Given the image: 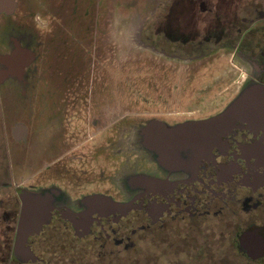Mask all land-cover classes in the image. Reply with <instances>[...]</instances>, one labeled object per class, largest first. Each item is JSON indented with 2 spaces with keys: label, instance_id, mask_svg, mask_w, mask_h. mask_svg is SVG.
<instances>
[{
  "label": "flooded vegetation",
  "instance_id": "flooded-vegetation-1",
  "mask_svg": "<svg viewBox=\"0 0 264 264\" xmlns=\"http://www.w3.org/2000/svg\"><path fill=\"white\" fill-rule=\"evenodd\" d=\"M8 2L10 0H2L0 8ZM190 2L200 8L198 22L194 25L195 36L191 38L185 30L182 39H177L170 35L175 33L174 29H161L163 22H171L170 27L173 26L174 10L170 9L173 2L169 0L166 13L157 16L153 24L140 34L141 58L147 61L149 57L144 54L150 55L154 70L152 56L179 62L205 61L217 49L231 48L249 67L243 75V87L264 86V0H230L231 21L226 26L216 3L211 5L206 0ZM148 29L151 30L149 37ZM76 43L78 46L65 48L60 55L63 76L61 87L55 94L58 103L56 129L59 139L69 141L67 150L79 149L98 138L101 142L97 150L108 151L114 159H126L111 182L112 187L122 193L123 200L113 201L99 195V201L94 195L84 204L83 200L70 201L65 196L64 200L62 197L54 203L52 196H45L40 205L44 212L48 211L50 219L37 235L29 239L27 246L34 254L36 239L55 224L70 232L73 238L84 240L98 238L107 234V230L114 235V227L133 213L145 215L151 226L167 220L205 218L211 212L215 211V215L221 212L216 201L224 197L222 193L235 191L231 186L248 191L240 202L241 211L248 213L262 204L264 185L259 183L260 179H254V184L248 183V188L243 182L259 176L251 173V165L256 164L257 157L244 152L243 147L260 140L262 133L255 135L242 123H237L224 135L220 127H205L223 111L219 92L214 90L209 95L196 90L184 102L190 83L186 82L184 89L175 93L172 84L175 73L143 72L148 66L143 64L142 73H127L125 77L122 74L123 77L115 78L110 73L112 66L107 43ZM17 47L13 41L11 58L22 53ZM66 50L75 51L77 55L76 63L74 60L70 66L74 73L69 78V73L65 72ZM205 74L202 70L193 80L197 83ZM110 75L114 79L112 83ZM205 80L199 83L200 87ZM126 81L129 88H125ZM133 82L141 86L135 87L134 83L131 87ZM192 106L196 111H190ZM143 143L155 146L152 157H145ZM258 157L263 156L259 154ZM123 177L126 178L122 180ZM20 193L24 192H16L17 201ZM12 215L13 212L9 211L0 215V223L3 218H7L3 222L8 224L9 221L6 230L10 233L15 231L10 224ZM235 236L238 253L253 260L264 257V222L240 228Z\"/></svg>",
  "mask_w": 264,
  "mask_h": 264
},
{
  "label": "rangeland",
  "instance_id": "rangeland-1",
  "mask_svg": "<svg viewBox=\"0 0 264 264\" xmlns=\"http://www.w3.org/2000/svg\"><path fill=\"white\" fill-rule=\"evenodd\" d=\"M16 1L18 6L15 13L12 14L13 16L9 18L0 17V47L3 46V49L0 48V53L8 52L6 51L8 46L4 42L5 37H15L21 46L24 45V42L28 41V36L35 34L38 26L47 21L44 16L45 12L53 11L58 2L62 3V7L67 12L73 10L79 23L84 22V24L93 27L96 21L101 19L100 16L110 6L112 0ZM116 2L122 5L120 9H126L127 6L131 5L130 3H133L138 9L139 6H142L141 2L140 0H113L110 7V12L113 14L110 15L109 20L111 28L109 39L111 41L133 39L134 41L136 40L134 34H131L130 38L128 32L119 31L117 33V27L114 23V17H119L116 16V9L118 8ZM144 2L149 4L147 8L150 11V0ZM171 2H173V6L170 9L174 10L173 26L170 27L171 22H163L161 29H174L175 33H170V35L177 39H182L181 31L186 30L192 38L196 34L194 25L198 22L197 16L200 14V8L196 4L193 5L190 0H171ZM206 2L211 5L216 3L223 24L229 25L228 22L231 21L230 0H206ZM143 8L144 6H142ZM130 9L127 8L126 10ZM130 14L131 11H127L126 15L132 16L130 18L122 16L121 18H129L136 24L145 18L144 13L141 18L133 15V13ZM102 21H105V17L103 20L101 19V23ZM150 32L151 30L148 29L147 37L151 35ZM83 33L84 31L79 32L83 37L90 35L88 32ZM119 49L121 50V57H125L128 48ZM216 51L204 59L205 61L197 60L194 62L170 61L162 58L161 60L159 56L157 59H155L156 56H152L156 67L154 70L151 66L150 55L144 54L149 57L147 61L142 58H139L138 62L134 60L133 67H128L131 62H126L125 57L124 73H142L143 64L148 65L143 72H173L175 74L172 78V80L174 79L172 84L174 90L177 91L175 93H180L186 82L190 83L188 86L190 89L184 96V102L196 90L207 92L209 95H212L213 91L216 90L222 95L220 101L223 111L218 115L222 116L240 93L247 88V86L243 87L242 80L249 67L236 56L234 49L223 48ZM127 56L133 58L137 54L132 53ZM205 67L208 70L203 69ZM202 70L206 74L200 77L196 83L193 77L198 72L201 74ZM110 72L114 73L112 69ZM207 72H210L211 76ZM110 78L112 83L114 79L111 75ZM202 80L205 81L200 87L199 83L202 84ZM134 83L131 84V87H134ZM136 86L140 87L141 85L135 83ZM111 87L114 86L111 84ZM129 87V82L126 81L125 88ZM4 91L5 85H0V183L7 184L10 188L13 185L21 184L20 191L24 193H20V195L27 204H36V210L39 213L37 217L45 214V209H42L40 205L45 200V196H52L54 203L62 197L64 200L65 196L70 201L83 200L84 204L87 202V198L91 200V196L94 195H96L94 198L99 201L101 200L99 195L109 197L113 201L123 200L122 193L119 192V189H114L111 182L122 169L126 159H114L108 151L97 150L100 146L99 142H101L98 138L79 149L67 150L69 141L59 139L57 129L47 128L42 132L37 121L31 118L30 97H22L21 88H15L13 84L7 92ZM235 97L236 99L232 101ZM190 111H196V107L192 106ZM18 122H24L29 129V138L24 141H16L11 137V127ZM248 125L253 134L262 133V135L260 140L247 145L252 147L251 150L246 151L247 146L243 147V150L254 154L257 161L263 160L264 154L254 149L264 150V120ZM142 145L146 147L145 157H152L154 153L149 144L143 143ZM64 151L66 152L63 153ZM259 154L263 156L261 159L258 157ZM233 164L235 163L233 162ZM251 166L253 168L250 167L251 173L259 176L243 180L246 187H249L248 183L254 184V179H260L259 183L264 185V176H262L264 167L256 168L254 163ZM125 178L123 177L122 180ZM233 189L235 191L230 194L222 193L224 197L216 201V204L221 208L218 215H215L214 211L205 218L167 220L161 225L151 226L145 215L133 213L127 216L119 226L114 227V235L107 230V234L99 235L98 238L89 237L84 240L73 238L70 232L55 224L45 229L44 233L36 239L34 249L43 259L44 264H264V257L253 260L238 253L235 246V234L238 229H245L250 224L262 225L264 222V190L261 198L262 204L245 213L241 211L240 202L248 195V191L231 186V190ZM28 191L36 193L25 198L29 193ZM11 197H13L11 193L0 192V215L6 209V211L13 212V220L10 224L15 228L19 204L15 193L14 197ZM4 220L7 221V218H3ZM3 221L1 223L9 226V221L8 224ZM10 232L8 231V234Z\"/></svg>",
  "mask_w": 264,
  "mask_h": 264
},
{
  "label": "crops",
  "instance_id": "crops-1",
  "mask_svg": "<svg viewBox=\"0 0 264 264\" xmlns=\"http://www.w3.org/2000/svg\"><path fill=\"white\" fill-rule=\"evenodd\" d=\"M144 1L145 0H140L141 5L144 6L143 9L142 6H139L137 9L133 3H130V7H126V9L131 8L130 10L120 9L122 5L116 2L118 6L116 9V16L119 17H114V23L117 27V33H119V31L123 33L128 32L130 38L131 34H134V39L136 37L134 41L133 39H129V41H111L109 39L111 29L109 20L110 15L113 14L110 12L111 4L102 13V16H100L102 20L105 17V21L101 23V19H98L96 24L90 27L86 23L84 24V22L79 23L75 12L73 10L67 12L62 7V3L58 2L57 5L55 4L56 8L53 11L45 12L44 16L47 21L38 26L35 34H30L28 36V41L24 42V45L21 46L19 40L15 37L4 38V42L8 46V49H6L8 52L0 53V85H5L4 92H7L13 84L15 88H21L22 97H30L29 106L32 108L31 118L37 121L42 132L47 128L56 129V105L58 103L55 100V94L61 87L60 80L63 76L61 75V51L65 48L72 47V45L78 46L76 42L99 41L107 43L106 46L110 48V54L108 56L109 62L112 66L111 69L114 71V73H110L113 74L115 78L123 77L122 74H124L125 77V57L126 62H131L128 67L133 66L134 60L135 62L139 61L142 54L140 49V34L142 30L153 24L157 16L165 14L168 8L165 2L166 0H150L151 9L149 11L147 8L149 4ZM1 2L2 0H0V5ZM17 6L18 3L16 0H10V3L8 2L7 5L0 8V17L9 18L13 16L12 14L15 13ZM10 9L13 10L8 12ZM127 11H131V14L133 13V15H137L140 18L144 13L145 18H142L139 20V23L136 24L133 20L129 19L132 16L131 14V16L126 15ZM122 16H128L129 18L122 19ZM83 31L84 33L88 32L90 35L83 37L79 34V32ZM13 41L18 45L17 49L22 52L20 54L22 58L17 55H14L12 58L10 57L12 54L10 52L12 50ZM126 47L128 49H126ZM0 48L3 49V46ZM119 48L123 50L126 49L127 54L125 57H121V50ZM66 52L68 54L65 61V72L67 74L69 73L67 76L69 78L71 74L74 73V71H70V66L74 63L73 60H75L77 55H75V51L66 50ZM71 52H73V55H71ZM132 53H136L137 56L128 58L127 55L129 54L130 56ZM112 60H114V63ZM26 125L27 124L24 122L15 123L11 127V137L16 141L28 139L29 129ZM57 136L59 138V134H57ZM8 187L7 184L0 183V192L5 191V193H11L13 196V192L15 194L17 191L20 192L21 184L16 186L13 185L11 188ZM35 193L36 192L30 191L27 196H31V194L35 195ZM17 195L19 194L17 193ZM27 196H25V198ZM17 202L19 204V218L17 219L18 222L16 221L14 233L8 234L5 224L0 223V264H44L43 259L36 249L34 254L33 251L28 248L27 244L30 237L37 235L41 231L43 225L47 224L50 215L48 213L49 216L46 215L44 218L37 217L39 213L36 210V204H27L22 196ZM36 224L38 227H34Z\"/></svg>",
  "mask_w": 264,
  "mask_h": 264
},
{
  "label": "water",
  "instance_id": "water-1",
  "mask_svg": "<svg viewBox=\"0 0 264 264\" xmlns=\"http://www.w3.org/2000/svg\"><path fill=\"white\" fill-rule=\"evenodd\" d=\"M264 120V86L262 85H253L248 86L244 89L233 104L229 107L228 111L222 116H218L212 120H209L205 127L213 128V126L221 128V134L224 135L229 129L236 126L237 123L242 124H256L259 121ZM249 127V125H248ZM150 146V149L155 151V146L153 143H147ZM224 143H222V147ZM251 146H247L246 151L251 150ZM259 153L264 154V150H256ZM206 152H208L206 150ZM261 154V155H262ZM261 159V158H260ZM257 165L254 164L256 168L264 167V159L258 160ZM127 207L123 208L126 210ZM48 215V211L45 214H41L40 217L44 218ZM38 227V225H34ZM23 236V234H22ZM24 238V237H22Z\"/></svg>",
  "mask_w": 264,
  "mask_h": 264
},
{
  "label": "trees",
  "instance_id": "trees-1",
  "mask_svg": "<svg viewBox=\"0 0 264 264\" xmlns=\"http://www.w3.org/2000/svg\"><path fill=\"white\" fill-rule=\"evenodd\" d=\"M182 32V31H181ZM184 32H182V34H183ZM181 35V34H180Z\"/></svg>",
  "mask_w": 264,
  "mask_h": 264
}]
</instances>
